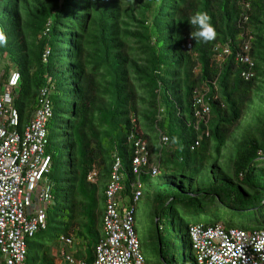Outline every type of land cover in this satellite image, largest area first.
Listing matches in <instances>:
<instances>
[{"label":"trees","instance_id":"1","mask_svg":"<svg viewBox=\"0 0 264 264\" xmlns=\"http://www.w3.org/2000/svg\"><path fill=\"white\" fill-rule=\"evenodd\" d=\"M196 11L208 15L213 40L189 36ZM0 33V71L5 80L19 73V129L41 90L52 108L53 199L46 229L27 240L26 264H59L62 252L93 263L117 160L121 206H135L139 191L159 206L158 264H197L184 235L192 225L264 229V0H0ZM137 140L149 156L135 174ZM135 231L145 264H157Z\"/></svg>","mask_w":264,"mask_h":264},{"label":"built area","instance_id":"2","mask_svg":"<svg viewBox=\"0 0 264 264\" xmlns=\"http://www.w3.org/2000/svg\"><path fill=\"white\" fill-rule=\"evenodd\" d=\"M18 82V72H11L5 80L0 71V264H26L27 240L46 229L45 210L53 199L45 178L51 164L46 147L52 108L46 90H41L30 123L19 129L12 93ZM148 156L146 144L137 140L132 161L135 174L148 163ZM152 172L156 174L158 169ZM96 175L91 172L88 180L94 181ZM122 189L117 160L106 186L103 238L95 247L92 264H145L135 231V206H121ZM140 196V191L135 193L134 203ZM188 235L197 264H264V229L244 231L221 224H197L189 227ZM62 240L71 246L70 239ZM75 263L69 253L62 252L59 264Z\"/></svg>","mask_w":264,"mask_h":264},{"label":"rangeland","instance_id":"3","mask_svg":"<svg viewBox=\"0 0 264 264\" xmlns=\"http://www.w3.org/2000/svg\"><path fill=\"white\" fill-rule=\"evenodd\" d=\"M258 105H260L259 102H258V104H256L255 106L252 107V110L248 114V117L245 118L246 115H244L243 119L240 122V126H238L235 129L233 138L240 136V134L248 127V125L253 123V121L255 120V118L258 114V111H257ZM229 144H232V142L229 141ZM228 147H230V146L228 145ZM229 149H228V151H229ZM142 187H143L144 193L152 191V188L148 184L142 183ZM135 204H136L135 207H136V217H137L135 224H136V227L140 231L141 238L145 242V245H144L145 248L144 249L146 252V256H148L149 259H151L155 263L157 262V264H158V257L156 256L157 254L155 251L156 240L154 238V233H155V229H156L155 212L157 209H159V206L152 198H150L147 195H144ZM196 221H199L202 223L205 222L204 219L190 220L188 222V225H192ZM162 224L163 225L161 226V228L164 229L165 228V218L164 217L162 218ZM187 233H188V230L184 229V235H188ZM187 239L189 242H191V240L188 236H187Z\"/></svg>","mask_w":264,"mask_h":264},{"label":"clouds","instance_id":"4","mask_svg":"<svg viewBox=\"0 0 264 264\" xmlns=\"http://www.w3.org/2000/svg\"><path fill=\"white\" fill-rule=\"evenodd\" d=\"M191 26L189 36L197 42H208L215 38L216 32L213 25L209 22V17L205 12L196 11L192 13L188 19ZM6 43L5 36L0 33V46Z\"/></svg>","mask_w":264,"mask_h":264}]
</instances>
